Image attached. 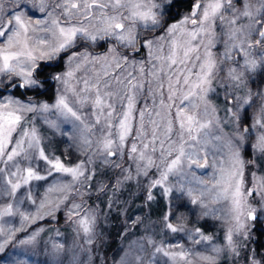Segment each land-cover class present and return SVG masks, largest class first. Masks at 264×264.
Returning a JSON list of instances; mask_svg holds the SVG:
<instances>
[{"label":"snow or ice","instance_id":"snow-or-ice-1","mask_svg":"<svg viewBox=\"0 0 264 264\" xmlns=\"http://www.w3.org/2000/svg\"><path fill=\"white\" fill-rule=\"evenodd\" d=\"M109 226L111 264H264V0H0V264H109Z\"/></svg>","mask_w":264,"mask_h":264},{"label":"rangeland","instance_id":"rangeland-1","mask_svg":"<svg viewBox=\"0 0 264 264\" xmlns=\"http://www.w3.org/2000/svg\"><path fill=\"white\" fill-rule=\"evenodd\" d=\"M185 8H182L181 10H176L177 12H183ZM98 50H102V49H98ZM57 139H59V136L56 137ZM251 177V176H250ZM41 191V194H42V191L43 190H40ZM140 191L135 187L133 186V190H132V195L134 194H139ZM125 198V195H123L121 197V199ZM140 204L139 203L135 209H133V211L131 212L133 215H140L141 214V209H140ZM153 205L155 206L156 209L158 210H162V206H163V202H160L159 200L156 202V203H153ZM102 207V205H101ZM138 207V208H137ZM148 209L149 207H146V213L148 212ZM148 214V213H147ZM140 215L142 216V218H144L145 220V225H155L157 228L159 227V225L156 223L158 220H159V215L156 216V217H153V218H149L148 215ZM58 216V219L57 221H52L51 224L48 223L47 220H44V221H37V225H40V224H43L45 226V228H52V227H55V228H58L60 230V232L63 234L60 239H67L69 244H73L75 243V241L73 240V237H72V233H71V229L69 227V225L65 224L64 222V218L62 215L60 214H57ZM103 219V218H102ZM191 220H192V217L189 216V221H188V226L191 227ZM37 225H32L31 227H36ZM200 225H205V221L203 219L199 220L197 222V225L196 226H200ZM213 225H216L215 228H213ZM203 230L206 232V233H209V234H216V238L219 240L222 236V233H221V228H220V225H219V222L217 221H214V220H208L207 221V224L205 225V227L203 228ZM145 231V227L144 226H140L139 230L136 232V236H134L133 238H136L140 235V233L144 232ZM55 234L54 233H51V232H48V233H42L41 234V239L44 240V241H51L52 237L54 236ZM105 239H107V235L105 237ZM264 241V236H262V239ZM111 244H113V242L111 241ZM119 246V244H118ZM117 246V247H118ZM115 247L112 251H110V253L108 254V258H109V264H111V257H112V254L113 252L115 251V249L117 248ZM75 251L77 252V254L79 255L80 254V250L79 248L77 247L75 249ZM102 254H103V251H102ZM46 258V255L45 254H39L36 259L37 260H44Z\"/></svg>","mask_w":264,"mask_h":264},{"label":"trees","instance_id":"trees-1","mask_svg":"<svg viewBox=\"0 0 264 264\" xmlns=\"http://www.w3.org/2000/svg\"><path fill=\"white\" fill-rule=\"evenodd\" d=\"M187 5H183L182 7L178 8L177 10H181L182 8H186ZM245 179H246V182H250L251 181V177H250V174L249 172L246 170V174H245ZM132 190H133V187L131 189V193H132ZM125 195V198H128V211L131 213L133 211V209L136 208V206L140 204V209H141V214L142 216L148 215L149 218H153V217H156L160 214V210L156 209L155 206L152 204L151 207H149L148 209V212L146 213V206L144 205V200H143V196L141 193H139L138 195L137 194H134V195H131L126 191L124 193ZM123 198V199H125ZM122 199V200H123ZM103 208V206H102ZM138 208V207H137ZM115 231L116 229L112 228L111 226H109V232H111L113 235L111 237L107 236V241H108V246H105L102 251H103V255L106 256V258L109 260L108 258V254L110 253V251H112L115 247L118 246L119 244V241H117L116 243H113L111 244V241H113V239L115 238ZM262 239V236L259 237L258 239V243L257 244H254L252 245V247H256V248H260L261 251H264V248H261L262 245H264V241L261 240ZM221 264H223V261H221ZM229 264H231V261H229ZM242 264V262H241Z\"/></svg>","mask_w":264,"mask_h":264}]
</instances>
